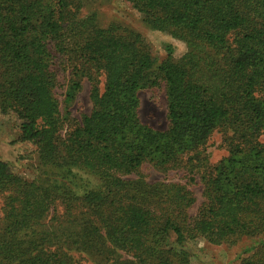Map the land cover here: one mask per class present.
Returning a JSON list of instances; mask_svg holds the SVG:
<instances>
[{"label": "trees", "instance_id": "16d2710c", "mask_svg": "<svg viewBox=\"0 0 264 264\" xmlns=\"http://www.w3.org/2000/svg\"><path fill=\"white\" fill-rule=\"evenodd\" d=\"M83 1L0 0V113L14 117L40 167L29 182L0 158V194H11L0 264H80L70 252L109 260L115 249L135 264H191L197 239L220 245L264 231V0H126L186 45L158 67L139 35L75 20ZM58 61L74 92L91 83L93 110L65 138ZM160 83L164 131L138 116V92ZM214 131L230 134L217 166L206 153ZM149 163L200 178L206 207L190 216L185 190L120 179ZM240 264H264V245Z\"/></svg>", "mask_w": 264, "mask_h": 264}, {"label": "rangeland", "instance_id": "374dc122", "mask_svg": "<svg viewBox=\"0 0 264 264\" xmlns=\"http://www.w3.org/2000/svg\"><path fill=\"white\" fill-rule=\"evenodd\" d=\"M72 13L77 21L91 18L95 27L102 29L112 27L118 35L125 36L127 33L139 35L154 59L156 67L166 60L169 54L178 60L186 52V45L182 40L174 37L170 32L154 29L149 25L145 14L139 12L126 0H84L81 7ZM54 70L57 77L54 95L61 119L64 121L60 135L65 138L70 129L77 124L80 125L83 118L90 115L93 110L90 98L91 83L84 77L80 81L79 90L74 92L72 86L75 78L70 66L58 61ZM103 88L104 76H100L99 90L102 92ZM137 96L138 116L141 123L156 131L166 130L169 121L164 83L142 89ZM16 125L14 117L0 113V158L10 163L20 177L31 182L40 174L37 153L31 143L20 140ZM223 135L230 136L229 132L214 131L208 140L206 153L208 164L211 166H217L228 156ZM202 172L203 170H200L198 174L201 175ZM84 178L92 185L98 183L95 177ZM120 179L137 182L147 187H158L163 194L170 192L172 195L179 188L185 190L189 193L187 213L190 216H195L207 204L203 183L197 176L193 178L188 169L163 170L149 163L144 164L136 173ZM129 193L133 194L132 191ZM163 194L158 195L155 203L163 200ZM10 195L8 191L0 194L1 225L4 224L9 211L6 198ZM50 218L51 215L47 220ZM261 245H264V231L255 236H244L220 245L197 239L189 244L188 249L192 254L191 264H240L242 259L255 253ZM69 255L75 263L80 264H135L128 255L116 249L109 260L89 258L79 252H70Z\"/></svg>", "mask_w": 264, "mask_h": 264}]
</instances>
